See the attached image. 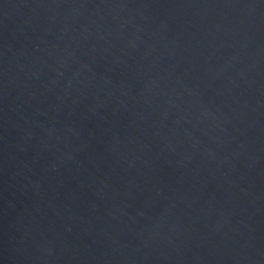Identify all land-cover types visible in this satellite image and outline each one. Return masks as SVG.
I'll list each match as a JSON object with an SVG mask.
<instances>
[{"label": "water", "instance_id": "water-1", "mask_svg": "<svg viewBox=\"0 0 264 264\" xmlns=\"http://www.w3.org/2000/svg\"><path fill=\"white\" fill-rule=\"evenodd\" d=\"M0 264H264V0H0Z\"/></svg>", "mask_w": 264, "mask_h": 264}]
</instances>
